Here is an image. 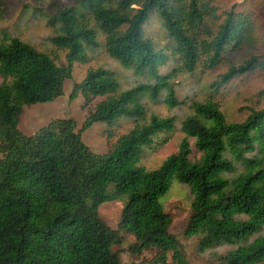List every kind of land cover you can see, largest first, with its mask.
I'll list each match as a JSON object with an SVG mask.
<instances>
[{"label": "trees", "instance_id": "obj_1", "mask_svg": "<svg viewBox=\"0 0 264 264\" xmlns=\"http://www.w3.org/2000/svg\"><path fill=\"white\" fill-rule=\"evenodd\" d=\"M183 3L76 0L60 7L49 21L56 27L51 42L66 50L64 65L19 37L0 43V264H121L113 249L122 241L120 231L135 237L130 252H154L150 264H166L169 252L174 264H189L170 231L171 216L159 201L174 178L193 195L186 236H200L203 249L236 245L223 256L226 264L264 261V106L250 108L242 121L231 122L217 101H194L192 114L181 122L177 150L153 170L137 163L159 133L174 129L172 116L152 113L104 153L82 140L81 132L96 122L106 123V138L111 139L110 127L119 118L144 117L141 97L157 102L162 96L169 107L180 103L171 75L159 73L166 54L144 35L152 13L162 19L174 42L172 53L189 72L202 55L206 67L214 68L231 43L243 40L247 16L230 9L209 39H199L205 9L199 0ZM99 32L110 57L153 80L116 93L119 83L113 71L89 68L69 97L81 95L85 105L102 99L81 127L71 118H58L24 133L18 126L24 107L63 95L73 63L87 61L88 52L99 44ZM257 68L264 69V63L251 55L230 66L213 86L218 90ZM193 150L199 153L196 159ZM236 164L242 169L232 173ZM110 186L127 195L118 229L98 211L114 197Z\"/></svg>", "mask_w": 264, "mask_h": 264}, {"label": "rangeland", "instance_id": "obj_2", "mask_svg": "<svg viewBox=\"0 0 264 264\" xmlns=\"http://www.w3.org/2000/svg\"><path fill=\"white\" fill-rule=\"evenodd\" d=\"M175 4H185L187 0H173ZM76 4V0H0V43L7 42L11 36L19 37L36 49L56 57L58 64H66V50L59 49L51 42L56 27L50 23L52 16L60 7ZM206 12L203 32L199 39H209L223 21L226 13L233 9L250 19L248 29L243 32L241 43H231L223 53L221 62L214 68L206 67V56L202 55L194 71L189 72L181 66L177 56L172 53L174 42L163 26L157 13H152L144 25V35L149 38L157 49L167 56L160 66V74H170L179 104L169 107L160 100L153 102L147 96L141 97L145 107L144 117H121L110 127L113 137L106 138L109 128L104 122H96L81 132L82 140L94 152L104 153L118 136L128 132L138 124L148 121L154 113L162 117L172 116L175 127L170 132H161L151 147L144 148L138 166L147 170L158 168L164 159L178 148L183 137L181 122L192 114V103L197 100L212 99L217 101L228 121H242L250 108L260 109L264 106V69L257 68L254 72L238 76L229 83L215 90L213 83L230 66L238 65L251 55L257 56L264 63V0H199ZM98 46L88 52L86 62L73 63L71 77L64 83V94L50 102H42L25 106L18 124L26 134H32L40 127L58 118H71L76 121L79 129L86 116L94 109L102 97H95L85 105L84 98L79 95L70 99L69 93L76 82L81 81L89 68L103 67L114 72L119 86L117 92L128 89L139 82L152 81L146 74L136 73L132 67L122 65L110 57L104 46L105 36L98 33ZM1 82V80H0ZM166 140L165 142H162ZM199 153L193 150L191 157L196 159ZM242 169L241 164L235 165L232 173ZM231 173V174H232ZM230 174V175H231ZM109 193L113 198L99 206L101 218L113 229H118L123 204L127 195L117 194L113 186ZM164 210L171 216L170 231L177 237L189 264H226L223 256L233 250L236 245H214L203 249L200 247V236H186L185 226L192 210L193 195L190 188L172 179L169 189L159 197ZM122 241L113 247L120 255L121 264H150L153 251L141 254L129 251L135 237L120 231ZM264 234V229L261 232ZM256 236L254 235L253 238ZM166 264H174L171 252L168 253ZM256 264H264V261Z\"/></svg>", "mask_w": 264, "mask_h": 264}]
</instances>
